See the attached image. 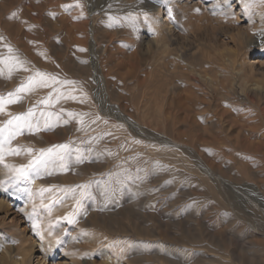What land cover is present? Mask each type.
<instances>
[{
  "label": "rangeland",
  "instance_id": "rangeland-1",
  "mask_svg": "<svg viewBox=\"0 0 264 264\" xmlns=\"http://www.w3.org/2000/svg\"><path fill=\"white\" fill-rule=\"evenodd\" d=\"M44 1L45 0H33V4L34 3L35 4L31 5L30 10H32L33 8H34L33 10H35L36 8L42 9V6H43L42 3ZM61 1H62L61 2L62 4L61 3L58 4L59 6H56V7L54 5L53 6L50 5L51 7L49 6L50 8H53L51 10V13L53 14H51L48 17L46 22H48L50 25L55 26V27H59V22L56 17V15H58L57 14L58 12L59 14H64V15L71 14L74 12L73 8L70 6V2H67L64 0H61ZM159 1L161 2V0ZM164 1L166 0H162V2ZM186 1H189V0H186ZM242 1L244 2L248 1V3L250 4L249 6L250 9L244 7L245 11L241 12L242 10H240L241 9L240 3H237L236 1L235 2L231 1L230 8H232L233 10L231 9L232 11L227 13V17H230L231 14L233 13L232 19L234 22H232V24L234 26H233V29L230 30V33H232V35H235V36L239 35L238 30L245 33L249 30L252 31V29H254V27H251L253 26L252 25L253 23L250 22V20L252 19V21L255 22L256 24L259 21V17L257 21L256 20L257 17H255L254 14L258 15L262 13L261 15L262 19H264V0H242ZM104 2L105 0H102V1L95 0V4L98 6L99 5L104 6ZM0 3H1V0H0ZM205 5H206V8H205ZM213 6L214 5L213 4L211 5L210 1L194 0L187 7L189 9L188 10L189 15L187 14L188 19L186 18L184 22H188V20L191 19V22L199 23V20L202 19L203 12H207L209 16L210 15L212 16L211 12H213L212 11ZM54 9H57V12ZM21 15H22V11L20 10L15 14V16L11 15L13 16L12 22L11 21L8 22L7 20V23L13 24V22L15 23L20 22V24L23 23L22 24L23 27L25 28L28 27L29 25L25 24V22L22 21ZM245 15L249 16V18L246 17ZM109 19L110 21L106 20L99 24L98 33H97V34H100L99 36L105 35V32L106 34H109L108 32L110 30L113 32L116 30L121 31V26L117 24L118 21L113 18H109ZM113 24L114 26H111ZM209 24H210L209 27L212 28L213 26H211V22H209ZM259 24H261V22H259ZM136 26L139 27V30L144 29L141 25L137 23H136ZM147 26L149 28V33L151 32L150 35L153 36L151 25L148 24ZM235 28H238V29H235ZM210 30H209L208 37H206L205 41L203 42V45L204 47L211 48L212 50L211 54L215 52V48L213 47V45L216 44L215 41L221 42L219 43V45H222V46L225 45L224 43H222L225 41V43L229 44V46L227 48H224V52L227 49L232 54H235L236 46L234 43L231 42V40H229V38L227 37L225 38L221 36V34L214 35L213 32ZM183 33H185V31ZM124 39L125 38H123L122 35L120 34L117 35L116 42L117 44L118 43L119 44L118 45L116 44V46L119 47V45L121 46L124 42H125L124 44L128 45V46H125L123 44L124 46L123 45L121 46L123 50L122 49L119 50L123 55L122 60L125 62H128L130 60L131 55L136 53V56H138L137 57L138 68L135 71L130 70L129 67H126V71L122 68L120 69L118 68L119 71L118 69L110 70L108 69V63H107L108 61L105 62L106 66L104 70L101 69L100 66L98 68L97 65L95 64L96 55L98 53L97 51L99 50V47L103 45L104 46L108 45V41L105 39L101 40V38L97 39V42H94L93 38L90 37L88 45L86 43L84 46L81 45L80 48L74 45V47L71 48L70 55H68V57L65 55L66 46L62 45L61 41H54V42L52 41L48 43L49 45L48 47L50 49L49 51L50 56L48 55L47 57L46 56L42 57L41 55L39 56L38 53L34 54V63L39 64V67L35 68L34 70L30 69L29 73L33 75V78L31 77L32 81L35 80V84L37 83L39 84V87H43L44 92H39V95L41 96L44 94L46 95L52 94L54 97L53 99H55L51 103L52 107L57 105L58 101L65 99L66 104H69L67 108L69 114H71V116L74 115L72 118H69V120L66 119L64 122L52 120L53 124L51 126H48L49 124L48 123L45 124V122L42 124L39 123L40 114L33 113L35 111V109L33 108L34 106H36L35 103L30 105L32 109L30 108L28 110L25 108L27 106L25 105L26 97L20 92H18L17 90H15L17 86L19 87L21 86L20 84L13 85V86H10L8 84V81L10 80L9 72L13 71V68L15 67L16 63H18L20 59L18 55L16 54V51L13 49L12 45H4L0 47V96H1L0 98H2L3 101L5 102L3 105V110H13V108L15 109L13 110L12 115L10 114L11 116L5 119L6 121V122L4 121L5 123L4 122L0 123V132L3 131L0 133V139H1L0 140V202L2 203L1 205L3 206V207H0V264H9L8 262H10V259L7 260V258L3 256L5 249L9 251L12 258H17L16 260L18 262L22 260V256L25 253L24 249H26L27 253L29 254V257L27 258V260H30L28 264H38L37 261L38 259L40 260L42 258V254L47 253L48 245H50L51 243L50 239L51 240L56 239V241H54L55 242L54 243L55 250L53 251L54 256L51 257L54 260L53 264H74V262H72V259L75 256L81 255L82 253V252L80 253V251L79 252L77 251L78 247H82V246L85 247V246L90 245V243H92L91 241H94L91 239L93 237H97L98 240L104 241L105 230L103 228H101L103 231H101V229L99 230L97 228H93V226L90 224V220H95L98 217L96 220L99 223H101L107 217L105 216L107 208L105 207V205L100 204L99 205L101 208L100 213L98 212L96 215L95 214L96 212L93 211L95 206L94 204H91L89 202L88 195L87 193H85L86 190H84V192L81 191L83 190L82 186L78 184L73 185V183L71 184L73 185V187L71 185H68L69 187L60 185V189L63 188L62 196H60L57 199V201L55 200L56 201L55 203L53 201H50V202L47 201L44 195L42 194L40 195V193L37 194L35 191L36 187L33 186V184L31 185L30 181L28 182V179L26 178L27 177L26 174L28 172L27 169L28 170L32 169L34 165H42L46 169L48 167H51V165H53L56 162L55 161L56 158L50 160L52 153L60 154L61 156H64V158L67 155L68 158L71 157L72 160L73 159L77 160L76 157L80 159V157L81 158L86 157L89 154H91L95 158L96 163L99 164L100 167H104V165L105 164L107 165L108 163L111 164L110 167H119L120 164H122L125 161L133 165V167L137 170V173L133 176L134 184L132 185V187H129V188L127 187L129 192L127 191L126 188H124V191L126 193H130L132 190L133 191L136 190V193L135 191L134 193L132 191L131 192L132 194L130 193V195H127V196L125 195V197L128 200L122 196L124 199L117 201L119 199L118 198L115 202V206L114 205L110 207L108 206L112 210L108 212L109 214L113 213V222L118 229L125 227V226L129 228L134 227V224H136L141 228V230H143V232L149 233L150 235H153L158 227H161V228L163 227L164 229V230L162 229L163 231L167 230L168 232L177 234L179 236L180 234L187 232L190 234V236L193 235L196 238H199L200 237L199 235L203 233V235L209 241L211 242L213 241L215 246L217 245V247L218 246L223 247L225 245L226 247H231L230 250L235 251L236 254L240 255V257L243 258V260L245 261V264H264V244H263L264 243V232H263L264 229H261V228H264L263 227L264 226V201L262 200L263 197H261L262 196L261 193L264 192V183H262V181L264 182L263 180L264 172L261 171V170H264V165L261 163L260 161L261 157L258 153L251 151V150L250 151L242 150L241 152V150L230 147L231 143L241 144L247 140L251 144L252 143L256 144L259 142V139H261V137L264 138V118L261 113L263 103H261L262 101L259 98V94L261 93L260 89L261 87H264V78L261 77L262 75H264V67L261 68V65H260L261 63H264V52H259L258 54H256V56H254L255 54L254 55L248 54L246 56L241 55V57L238 58L239 63L237 65L240 68H247L245 64L248 62L249 59L257 57V61L258 60L260 61V64L255 63L257 71H258L256 73L257 79L253 80V83H251L245 89L246 92L239 91L241 95H238V96H235V94L230 93V92L224 95L223 94L219 95L220 92L215 91L213 89L214 92L219 93L218 94L219 96L215 94L213 96L214 97L217 96V98H210V100L207 101V103H209L208 107L210 110L209 111L210 113L209 129H210L211 134L209 132V136L205 138L203 141H202V135L200 136L196 134H192L190 136H182L179 139L181 144L183 145L188 144L187 145L188 147L191 145L190 148L192 150L190 149L188 150V152H190V155L186 154L183 157L187 161L186 164L194 166L195 164L200 163L198 164V167H200L201 170L197 168L199 171L196 170L197 173L193 174L190 171H188L183 166V164L179 161L176 163H169L168 161L163 162L160 158H157L155 155L152 154V151L153 152L155 151L158 152V151L157 150L154 151L153 148L151 149L150 144L149 145L143 144V143L140 144L141 143L139 142L140 138L136 140H131V142H126V141H130L129 138L127 139L124 137V139L126 140L121 139L123 137L119 136L118 133L123 132V130L122 131L117 130L116 128L118 127L117 122L113 119V117L109 118L108 120V123L111 126V127L109 126V129L111 130L109 132H105L106 130L102 131V134H100L99 136H95L94 132L89 133V135L87 134L81 135L78 133V129H74L75 130L74 131L69 128L71 125H75L77 127L78 126L83 127V125L87 123V121H93L95 118L92 116L94 113L86 115L88 111L82 110L81 108L78 107V105H76V103L81 100L84 102V97H83L84 93L82 92V89L85 92V89H84L85 87L80 86L81 82H83V84L85 85L86 82L88 83V81H91V80L92 82H94V87L91 93V97H92V100H95L97 102L96 104L98 107L102 109H106V110L110 109L109 111L113 113V115L119 116L116 110L119 106H121L122 107L121 110H124L123 108H125L127 114L129 116L132 114L131 116H133L134 119L141 121V119L143 118L142 110L145 109V107L147 106L144 103V101H148V99L152 97L150 92L154 88H156V85L158 86L159 84L158 82H163L165 77L162 74V71L159 67V62H157L159 59L156 58L155 55L150 56L146 51L147 49L144 48L145 46L141 47L142 45L141 42H136L137 44L135 43L136 46H134V44L130 42L128 39L126 40ZM37 41H38L39 47L41 48L42 46L41 41L40 40H37ZM98 44L99 45L101 44V46H98ZM262 46H264V44L259 45L258 47H256V49H259ZM85 47H87L88 52H90L91 54L90 55L88 53L89 58H86L85 56L84 58L82 57L83 54H85L83 51ZM132 47L133 49L136 48L137 51L135 49H134L135 51H133ZM131 52H134V53L131 54ZM125 53L126 54L128 53V55H126ZM153 58L155 59L153 60ZM226 64L229 65L230 63L226 61ZM158 71L160 72L158 73ZM81 72H83V74H81ZM112 72H113V75H112ZM105 75H108V80H109L108 85L104 81ZM115 75L117 77H115ZM154 76L156 79L153 78ZM42 77H43V81H42ZM159 77H162V78H159ZM261 79L263 80L261 81ZM139 80L141 82L140 83L141 85L138 83ZM155 82L158 84H156ZM261 82H263V84H261ZM25 84L26 83H24L23 85ZM225 85L227 86V84ZM105 87H108V89H106ZM196 92H195L196 93L195 98L193 97V100L199 103L201 102L202 91L197 88ZM247 93L250 95H254L256 97L254 103H251L247 99V95H248ZM143 96H145L144 99L142 98ZM9 100H12L15 102L7 103V101ZM158 101H159L158 103L160 104L162 103V101L160 100ZM39 102L41 104L43 103V101H39ZM100 105H102V107ZM136 109H137V112H136ZM29 111L32 112V115L29 116L28 118H22L20 121H16L13 118L14 116L18 114H19L18 116L21 115V117L22 116L24 117L26 114L28 115ZM37 111H40V109ZM197 113H198V119H199V117L201 116V113L200 111H197ZM10 119L12 121L11 124L8 123ZM221 120L224 122L222 123ZM29 124L32 125L31 128L28 127ZM163 124L164 122L161 119V122H159V126L157 127L158 131L160 130V132H162L164 130ZM62 129L64 130V132ZM42 134L52 139L48 146L42 145L41 141L38 139L32 141L33 136L37 138V136L42 135ZM111 135H112V138H110ZM118 136L120 138H118ZM64 137L65 138L67 137V138L65 139ZM81 144H83V148L80 147ZM61 145H67V147L61 148L59 147ZM120 147L124 149L122 150ZM219 147L223 148L225 152H220V150L218 149ZM215 148H217L216 149L217 151H215ZM159 149L161 151H164L162 147ZM49 150L51 151L49 152ZM196 152L199 155H201V158H202L201 162L199 158H195L197 156ZM192 154H195V157H193ZM215 154H217L216 157H214ZM256 154L258 155L256 156ZM121 156H122V159L119 160ZM56 160L60 164L63 163V159L61 158L56 159ZM78 161L79 160H77L76 163ZM206 161L215 170L214 172L209 173V175H207V172L202 171L203 169L202 165H205L204 162ZM77 167H80V164L75 166V169ZM21 169L25 170L26 172L24 176H21L19 174L18 170H21ZM248 171H250L249 173L252 174L253 176H251L248 173ZM175 172L177 173V175ZM139 173L141 175H138ZM178 173L181 175H179ZM183 173H184V177H183ZM178 175L180 179L178 178ZM37 176L40 177V174H38ZM175 177L177 178V181L180 180V182H176ZM233 177L237 179H234ZM202 178H207L208 182L210 181L209 184L205 183ZM35 179L36 181H38L37 178ZM251 179L253 180V182H251L252 181ZM249 180H251L250 181L251 185H250ZM183 181H186V182L183 183ZM257 181L258 183H256ZM136 183H138L139 185L135 186ZM256 184L257 185L260 184V186H257ZM214 185L215 186L218 185V186L215 187ZM63 186L65 187V189ZM239 187L240 188L242 187V188L240 189ZM138 188L140 190L142 189L143 190L140 192ZM218 190H220V192H222L224 195H227V196L225 197L224 195L223 196L219 195L217 193ZM255 190H256V193L254 192ZM72 192H74L75 194H73ZM82 193H85V195ZM78 194H79V197H78ZM37 195L39 198H36ZM67 195H69V197L71 196L70 198H73V199L75 198V200L73 201L69 197H67L68 199H70L67 202L66 201L67 198H64V196L66 197ZM225 198L230 199V200L232 199L233 204L235 203L236 207H231V208L228 207L226 205ZM204 199L205 201H203ZM153 203L155 204V207ZM159 203L161 204L159 205ZM223 203L225 204L223 205ZM66 204L67 206L68 205L69 206L67 207ZM64 206H66L67 208L65 207L66 208L65 209ZM152 206L154 208H151ZM184 206L186 207L187 210L185 209ZM59 208L62 211L61 210L59 211ZM181 208L183 209L180 210ZM80 209L86 213V216H85L86 219H84V221L80 223L79 222L73 223V221H69V220H68L69 222L65 221V219L67 220L69 216H73L75 213L77 215L78 211L81 212ZM47 210L49 213H47ZM154 210L157 212L156 214H157L158 219L152 222L149 218V213L153 212ZM161 210H164L165 212L163 211L164 213H162ZM43 211L46 213H44ZM172 211H174V213H172ZM87 212H88V215H87ZM166 212L169 214H167ZM122 213H125L127 215L129 214L131 216V220L129 221L124 220L121 215ZM60 216L63 219L65 217V219L63 220ZM55 218H56V221H55ZM37 219L38 221L40 220L49 221L50 220L51 222L49 223V226H46V227H51L52 229L56 225L58 226L59 224L67 223L65 227L66 233L62 236H55L56 237L55 238L53 236L52 231L51 230L49 231V229L51 228H46V227L43 228V227H38L35 225V222ZM51 223H52V226H51ZM79 230H82V231H79ZM42 231H46L48 233L46 234L44 232L45 234H43ZM17 232H20L22 236L26 237L28 241L26 244L18 242L17 238L14 237V234H17ZM73 232H75V234ZM130 232L131 233L129 235L131 236L130 238L131 242L135 246L133 248L134 249L136 248L135 252L137 251H143L146 253L148 252L150 254L149 256H153L156 252H158L157 249L154 247L151 249H145V247L142 248L143 243H140L135 232H132V231ZM76 233L79 235H77ZM152 240L154 241L155 239H152ZM82 242L84 245L82 244ZM67 243H71V244H67ZM197 243L199 245H196L197 247L196 249H194V254L190 261V264H234L232 261L233 260L232 257H229V258L221 257V255H219L218 252H205L200 247L202 244L200 242H197ZM66 244L68 246H66ZM71 245H74L73 248L75 249L70 248ZM118 246H119V243L116 244L117 252H116V249L114 250L113 248L110 247V249L112 250H110L111 252L108 255L109 256L111 255V257L113 256L112 258L109 257L108 255H105V256L103 255V257L102 255L101 256L97 255L94 258L95 264H108L109 261H111L112 263L111 259L113 258L116 259L117 255L122 256V253L124 251ZM32 247L34 248V252H32V249L30 252H28L30 248ZM101 247H103V249H100ZM104 249H105L104 245L99 244V246L96 247L95 251L100 252ZM118 249L121 250L122 253H120ZM113 250L115 251L116 256L114 255ZM160 255H162V253H160ZM107 256L109 260L107 259ZM82 259L84 260V257H82ZM119 260L114 261L112 264H120L121 262ZM78 264H81V263L78 262ZM127 264H132V263L130 262Z\"/></svg>",
  "mask_w": 264,
  "mask_h": 264
},
{
  "label": "bare ground",
  "instance_id": "bare-ground-1",
  "mask_svg": "<svg viewBox=\"0 0 264 264\" xmlns=\"http://www.w3.org/2000/svg\"><path fill=\"white\" fill-rule=\"evenodd\" d=\"M64 1L70 2V6L73 8L74 12L71 14H67V15L59 14V12H58L57 13L58 15H56V17H57V20L59 22V27H55V26L50 25L48 22H46V20L48 19V17L51 14H53V13H51V10L53 8H50L51 7L50 5H52V6L54 5L55 7L59 6L58 4H60L62 2L61 0L60 1H58V0H45L42 3L43 4L42 9L36 8L35 10H33L34 8L32 10H30L31 5L35 4V3L33 4V0H1V3H0V47H2L4 45H12L13 49L16 51V54L18 55V57L20 59L18 61V63H16L15 67L13 68V71L9 72V74H10L9 79L10 80L9 81L7 80V81H8V84L10 86L18 85V84L21 85L20 87L17 86L15 90H17L18 92H20L21 94H23L26 97V104L25 105H27V106L25 108L29 110L31 108L30 105L35 103L36 106L33 107L35 109V111L33 113H36V114L39 113L40 114L39 123L42 124L45 122V124L46 123L49 124V125L47 124L48 126H51L53 124L52 120L64 122L66 119L69 120V118H72L74 116V115L71 116V114H69L68 109H67L69 104H66L65 99L58 101V104L55 105L54 107H52L51 103L53 100H55V99H53L54 97L52 94H48V95L44 94V95L40 96L39 92H44L43 87H39V84H37V83L35 84V80L32 81L33 75H31V73H29L30 69L34 70L35 68L39 67V64L34 63V54L35 53H38V55L39 56L41 55L42 57H44V56L47 57L48 55L50 56V53H49L50 49L48 47L49 46L48 43H50L52 41L53 42L54 41H61L62 45L66 46L65 55L68 57V55H70V50L72 47H74V45L76 47H79V48L81 45L84 46L86 43L88 45L90 37L93 38L94 42H97V39H100V38H101V40L105 39L108 41V45L101 46V44L100 45L98 44V46H101V47H99L98 51L96 50L98 52L96 55V61H95V64L97 65V67L99 68V66H100V68L104 70L105 66H106L105 62L108 61L107 62L108 63V69H110V70H113V69L117 70L118 68L119 69L122 68L126 71V67H129L130 70L135 71L138 68V59H137L138 56H136V53L131 52V54L132 53H134V54L131 55L130 60L128 62H125L122 60L123 55L119 50L122 49L121 46L125 42L123 41L124 42L123 44L120 42L122 44L121 46L119 45L120 49H119V47L116 46L117 35L120 34V35H122L123 38H125L124 40L128 39L130 42H132L134 44V46H136V44H137L136 42H141V44H142L141 47L145 46L144 48L147 49L146 51L150 56L155 55L156 58L159 59L157 62H159V67L162 71V74L165 77V78L163 77L164 78L163 82H158L159 84L155 82L156 84H158V86L156 85V88H154L150 92L152 97H150V99H148V101H144V103L147 106L145 107V109H143L144 111L142 110L143 118L141 119V121L134 119L133 116H131L132 114L129 116L127 114L125 108H123L124 110H121L122 109L121 106H119L116 110V112L119 116L113 115V113H111L109 111L110 110L109 108H108L109 110H106V109H102V108L98 107L96 104L97 102L95 100H92V97H91V93H92V90L94 87V82H92V80H91V81H88V83L86 82L87 84L85 83V85L83 84V82H81L80 86L85 87L84 88L85 92L82 89V92L84 93V96H83L84 102L81 100V101L77 102L76 105H78V107L81 108L82 110L88 111L86 113V115L94 113L92 116L95 118L93 121H87V123H85L83 125V127H80V126L77 127L75 125H71L69 128L72 130L78 129V133L81 135L82 134L89 135V133L94 132L95 136H99L100 134H102V131L106 130L105 132H109L111 130V129H109L110 125L108 123V120H109V118L113 117V119L117 122V126H118V127H116L117 130L118 131L123 130V132L118 133L119 136L123 137L121 139L126 140V139H124V137L127 139L129 138L130 141H126V142H131V140H136V139L140 138L139 139L140 140L139 142H141L140 144H142V143L147 144V145L150 144L151 149L153 148L154 151L155 150L158 151V152L152 151V154L155 155L157 158H160L163 162L168 161L169 163H176L179 161L183 164V166L188 171H190L193 174L197 173V171H199L198 169L201 170V168L198 167V164H200V163H197L194 166L186 164L187 161L183 157L186 154L190 155V152H188V150L189 149L192 150L190 148L191 145L189 147L187 146L188 144L183 145L180 143L179 139L182 136H190L192 134H196V135H200V136L202 135V141H203L205 138H207L209 136V132H210V129H209L210 113H209V111L210 110L208 107L209 103H207V101H209L210 98H217V96L214 97L213 95L219 94V93L214 92L213 89L215 91H219L220 92L219 95H222V94L224 95V94L230 92V93L235 94V96H238V95H241L239 91L246 92L245 89L251 83H253V80L257 79L256 73L258 71H257L255 63L260 64V61L259 60L257 61V57L248 60V62L245 64L247 66V68H240L237 64L239 63L238 58L241 57V55L246 56L248 54H251V55L255 54L254 56H256V54H258L259 52H264V46L260 47L259 49H256V47H258L259 45L264 44V23H262V22H264V19H262V16H261L262 13H260L258 15L254 14V16L257 17V19H256L257 21H258V17H259V21L257 24L255 22H253L252 19L251 20L249 19L250 22L253 23L252 24L253 26H251V27H254V29H252V31L249 30V31L244 33V32H241L238 30L239 35L235 36V35H232V33H230V30H232L233 26H234L232 24V22H234L232 19L233 13L231 14L230 17H227V13H229L233 10L232 8H230V6H231L230 2L236 1L237 3H240V5H241L240 10H242L241 12H244L245 11L244 7L249 8V6H250L248 1L244 2L242 0H206V1H210L211 5L213 4L215 7L213 6V10H212L213 12H211L212 16L211 15L209 16L207 14V12H203L202 19L199 20V23L191 22V19L188 20V22H184V20L186 18L188 19V15H189V13H188L189 9L187 7L194 0H189V1H186V0H166L167 3H166V1L162 2V0H161V2L159 0H105L104 6L96 5L95 0H64ZM81 1H83V2H81ZM84 1L87 3V5ZM99 1H102V0H99ZM245 4H247V5H245ZM205 8H206V5H205ZM20 10L22 11V15H21L22 21H24L25 24L29 25L26 28L23 27L22 26L23 23L20 24V22H17V23L13 22V24L7 23V20H8V22L9 21L12 22L13 16H15V14ZM54 10L57 12V9H54ZM11 15H13V16H11ZM247 15H245V16L249 18V16H247ZM109 18H113V19H116L118 21L117 24H119L121 26V31L116 30L113 32L109 29L110 30L108 32L109 34H106V32H105V35L99 36L100 34H97L99 24L101 22L106 21V20L110 21ZM209 22H211V26H213L212 28L209 27V25H210ZM259 22H261V24H259ZM136 23L141 25L144 29L139 30V27L136 26ZM148 24L151 25V27H152L151 30L153 31V33H152L153 36L150 35L151 32L149 33V28L147 26ZM111 26H114V24ZM115 28H116V26H115ZM210 28H211V30H210ZM235 29H238V28H235ZM209 30L212 31L214 35L221 34V36H223L225 38L226 37L229 38V40H231V42L234 43L236 46L235 47L236 48L235 54H232L227 49L225 51L226 53L224 52V48H227L229 46V44H226L225 41L222 42L225 44L224 46L219 45V43H221V42L215 41L216 46L213 45V47L215 48V52L213 54H211L212 53L211 48L204 47V45H203L205 38L208 37V35H209ZM184 31H185V33H183ZM183 34H185V35H183ZM120 39H121V37H120ZM37 40L41 41V44H42L41 48L39 47ZM101 42H103V41H101ZM130 42H129V44H130ZM124 45L128 46L126 44H124ZM129 47H131V46H129ZM132 49H133V47H132ZM134 49L136 50V48H134ZM134 49H133V51H135ZM83 51L85 54H83L82 57L84 58V56H85L86 58H89L88 53L90 54V52H88L87 47H85V49ZM140 53H138V54H140ZM126 55H128V53ZM141 57H140V59H141ZM147 59H149V58H147ZM154 59L155 58H153V60ZM226 61H228L230 64L227 65ZM261 62H262V60H261ZM263 64L264 63L260 64L261 68L264 67ZM148 65H149V63H148ZM238 68H240V69H238ZM119 69H118V71H119ZM156 69H158V68H156ZM146 72H148V71H146ZM151 72H152V70H151ZM159 72L160 71H158V73ZM101 73H102V71H101ZM81 74H83V72H81ZM109 75H111V74H109ZM112 75H113V72H112ZM116 75H115V77H117ZM81 77H82V75H81ZM261 77L264 78V75H262ZM112 78H113V76H112ZM153 78H155V76ZM159 78H162V77H159ZM221 78H222V80H221ZM86 79H88V78H86ZM262 80L263 79H261V81ZM30 81H31V83H30ZM104 81L107 85L109 84L108 75H105ZM24 83H26V84L23 85ZM130 83H131V81H130ZM138 83L139 84L141 83L140 80ZM225 84H227V86ZM261 84H263V82H261ZM152 85H153V83H152ZM105 88L108 89V87H105ZM197 88L202 91L201 102H199V103H197L196 101L193 100V97L195 98V95L197 93L196 92ZM210 88H211V90H210ZM260 91H261V93L259 94V98L262 101L261 103H263V105H262L263 107H262V109L261 108L260 109H261L262 116L264 118V87H261ZM249 95L250 94L247 95V99L251 103H254L256 97L254 95H250V96ZM144 97L145 96H143L142 98L144 99ZM158 100L162 101V103L161 104L158 103L159 102ZM39 101H43V103L41 104ZM45 101H46V103H45ZM92 101H94V102H92ZM74 102H76V101H74ZM140 104H141V102H140ZM76 105H74V106H76ZM100 106L102 107V105H100ZM39 109H40V111H37ZM13 110H15V109L13 108ZM13 110L0 111V123L4 122L5 119H7L9 116H11L13 113ZM70 110H71V108H70ZM197 111H200V113H201V116L199 117V119H198ZM136 112H137V109H136ZM130 113H131V111H130ZM18 115H16V116H18ZM31 115H32V112H31ZM31 115H29V113H28V115L26 114L24 117L22 116V118H28ZM16 116H14L13 118H15ZM80 116H81V114H80ZM161 119L164 122V124H163L164 130L162 132H160V130L159 131L157 130V127L159 126V122H161ZM218 119H220V118H218ZM34 121H35V119H34ZM223 122L224 121H222V123ZM145 123H147V124H145ZM56 124H58V123H56ZM213 126H214V124H213ZM1 132H3V131H1ZM63 132H64V130H63ZM105 132H103V133H105ZM74 134H75V132H74ZM210 134H211V132H210ZM119 136H118V138H120ZM110 138H112V135ZM116 138H114V139H116ZM259 138H260V136H259ZM37 139L40 140L42 145H45V146H48L50 141L52 140L50 137L45 136L43 134L37 136V138L33 136L32 141L37 140ZM121 146H123V145H121ZM140 146H142V145H140ZM80 147L83 148V144H81ZM135 147H136V145H135ZM161 147H162V149H164V151H161L159 149ZM230 147H232L234 149L241 150V152H242V150H245V151L251 150V151L258 153L261 157L260 161L264 165V138L261 137V139H259V142L256 144H254V143L251 144L247 140L241 144L231 143ZM216 149L217 148H215V151H217ZM218 149L220 150V152H225V150L221 147H219ZM81 151H82V149H81ZM86 151H88V150H86ZM82 153H84V152H82ZM196 154H197L196 157H195V154H192V156L195 158H199V160L201 162L202 161L201 155H199L197 152H196ZM258 154H256V156ZM252 155H253V153H252ZM216 156H217V154H215L214 157H216ZM55 158L56 159H60V158L63 159V163L60 164L59 162H57V160ZM245 158H247V157H245ZM52 159H55L56 162L53 165H51V167H48L47 169L44 168L42 165H34V167L32 169H30V170L27 169L28 172L26 174L27 175L26 178L28 179V182L30 181L31 185L33 184V186L36 187V189L35 188L34 189H35L37 194L40 193V195L41 194L44 195V197L47 201H49V202L53 201L56 203L57 199L60 196H62V192H63V188L60 189V185H64L66 187H69L68 185H71L73 183V185L78 184V185L82 186L83 190H81V191L84 192V190H86L85 193H87V195H88L89 202L91 204H94V206H95L93 211L96 212L95 213L96 215L98 212L100 213V209H101L99 206L100 204L105 205V207L107 208L106 209L107 211L105 214V216H107V217L101 223H99L96 220L98 217L95 220H90V224L93 226V228H97L99 230L101 228H103L105 230L104 241H100L97 239V237H93L94 239L93 238H91V239L94 241H91L92 243H90V245L85 246V247L84 246L78 247L77 248L78 250L77 249L76 250L78 252L80 251V253L81 252L82 253H81V255L75 256L72 259V262H74V264H78V262L81 264H95L94 258L97 255H100V256L102 255V257H103V255L104 256L108 255L111 252L110 250H112V249H110V247L115 250L117 243H119L118 247L123 249L124 252L122 253L121 250L118 249L120 251V253H122V256L117 255L116 259L115 258L111 259L112 263L114 261H116V260L118 261L120 259L119 260L121 262L120 264H127L130 262L132 264H190V261L193 257V254H194V249H196V247H197L196 245H199L197 242H200L202 244L200 247L205 252H218L219 255H221V257H228V258L232 257L233 258L232 261L234 264H245V261L243 260V258L240 257V255L236 254L235 251L230 250L231 247H226L225 245L223 247H221V246L217 247V245L215 246L213 241L212 242L209 241L203 235V233H201V235H199L200 236L199 238H196L193 235L190 236V234L187 232L180 234V236H179L177 234L170 233L167 230L163 231L164 230L163 227L162 228L158 227L157 230L155 231V233L153 235H150L149 233L143 232V230H141V228L136 224H134V227L129 228V227L125 226V227L118 229L113 222V213L109 214L108 211H112L109 207L112 205L115 206V202L118 198L119 199L117 201H120L121 199H124L123 197H125V195L126 196L130 195V193L133 191L132 190L130 193H126L124 191V188H126L128 191V188L132 187V185L134 184L133 176L137 173V170L133 167V165L131 163L125 161L122 164H120L119 167H110L111 164L108 163L107 165L105 164L106 166L104 165V167H100L99 164L96 163L95 158L91 154H89L86 157H82V158L80 157V159H78V157H76V159L79 160L77 163H76L77 160H74V159L72 160L71 157L68 158L67 155L64 158V156H61L60 154H55V153H52L50 160H52ZM121 159H122V156L119 160H121ZM141 160H143V159H141ZM111 163H113V162H111ZM204 163H205V165H202L203 166L202 171L207 172V175H209V173H212L215 171L214 168H212V166L207 161ZM78 164H80V167H77L75 169V166H77ZM234 165H235V163H234ZM116 166H117V164H116ZM151 169H153V168H151ZM245 169H247V168H245ZM141 171H139V172H141ZM261 171L264 172V170H261ZM249 172L250 171H248V173ZM38 174H40V177L37 176ZM260 174H261V172H260ZM138 175H141V174L139 173ZM176 175H177V173H176ZM179 175H181V174H179ZM179 175H178V178H179ZM250 175L253 176L252 174H250ZM202 176H203V174H202ZM261 176H263V175H261ZM183 177H184V173H183ZM35 178H37L38 181H36ZM202 179L205 183L209 184L210 181L208 182L207 178H202ZM225 179H226V177H225ZM234 179H237V178H234ZM251 180H249V182ZM32 182H34V183H32ZM176 182H180V180L177 181V178H176ZM184 182H186V181H183V183ZM251 182H253V180ZM251 182H250V185H251ZM256 183H258V181ZM262 183H264V182L262 181ZM244 184H245V182H244ZM73 185H71V186L73 187ZM137 185H139V184L136 183L135 186H137ZM218 185H216V186H218ZM253 186H255V185H253ZM257 186H260V184H258ZM38 188H40V189H38ZM64 189H65V187H64ZM142 190H140V192ZM134 191L136 193V190H134ZM134 191H133V193H134ZM254 192L256 193V190ZM72 193L75 194L74 192H72ZM85 193H82V194L85 195ZM206 193H204V194H206ZM217 193L219 195H222V196L224 195L222 192H220V190H218ZM103 195H105V196H103ZM261 195H262L261 197H263L262 200L264 201V192L261 193ZM224 196L226 197L227 195H224ZM67 197H69V195H67L66 197L64 196V198H67ZM78 197H79V194H78ZM36 198H39L38 195ZM70 199L73 201L75 200V198L74 199L70 198ZM70 199L67 198L66 201L68 202V200H70ZM203 201H205V199ZM225 202H226V205L230 208L236 207L235 203L233 204L232 199L230 200V199L225 198ZM125 203H127V202H125ZM253 203H255V202H253ZM1 204L2 203L0 202V207H3ZM160 204L161 203H159V205ZM224 204L225 203H223V205ZM250 204H251V202H250ZM257 204H258V202H257ZM66 206H67V204H66ZM66 206H64V208ZM154 207H155V204H154ZM154 207L152 206L151 208H154ZM5 208H6V206H5ZM60 208H59V211L61 210ZM78 208H80V207H78ZM222 208H223V206H222ZM182 209L183 208H181L180 210H182ZM185 209H186V207H185ZM155 210L153 212L149 213V218L152 222H154L158 219L157 214H156L157 212ZM163 211L164 210H161L162 213L165 212V211L164 212ZM178 212H179V210H178ZM44 213H46V212H44ZM47 213H49L48 210H47ZM125 213L121 214L123 219L126 221L131 220V216L129 214L127 215ZM172 213H174V211H172ZM52 214H53V212H52ZM167 214H169V213H167ZM87 215H88V212H87ZM89 215H90V213H89ZM85 216H86V213L81 210V212L78 211L77 215L75 213L73 216H69V218L67 220L65 219V217H64V219L66 222L73 221V223H78V222L80 223V222L84 221V219H86ZM44 217H43V219H44ZM58 217H59V215H58ZM147 217H148V215H147ZM172 218H174V217H172ZM55 221H56V218H55ZM50 222H51L50 220L49 221L48 220L38 221V219H37L35 222V225L38 227L44 228L46 226H49ZM52 223H51V226H52ZM158 223H160V222H158ZM56 224H58V223H56ZM66 225H67V223H64V224H59L58 226L56 225L57 227L55 226V227H53V229L51 227H46V228H51V229H49V231L50 230L52 231L54 237L55 236H62L66 233V228H65ZM81 226H82V224H81ZM261 229H264V228H261ZM251 230H253V229H251ZM79 231H82V230H79ZM101 231H103V230L101 229ZM130 231L135 232L140 243H143L142 248L145 247V249H151L154 247L157 249L158 252H156L153 256H149L150 254L148 252L147 253L143 252V251L135 252L136 248L135 249L133 248L135 246L131 242V239H130L131 236L129 235L131 233ZM42 232H43V234L48 233L46 231H42ZM261 232H262V230H261ZM73 233L75 234V232H73ZM180 233H181V231H180ZM77 235H79V234H77ZM14 237L17 238L18 242H20V243L26 244L28 242L26 237L22 236V234L20 232H17V234H14ZM152 239H155V240L153 241ZM50 241H51V243L49 242L50 245H48L47 253L42 254V258L40 260L38 259V261H37L38 264H50V262H51V264H53L54 260L51 257L54 256V253H53V251L55 250L54 249L55 248V246H54L55 242L54 241H56V239L55 240L50 239ZM71 243H73V242H71ZM71 243H67V244H71ZM67 244H66V246H68ZM82 244H83V242H82ZM99 244H103L105 249L100 251V252H97L95 250H96V247L99 246ZM236 244H234V245H236ZM73 246L74 245H71L70 248H73ZM107 247H109V248H107ZM31 249H32V252H34L33 247L30 248V250L28 252H30ZM73 249H75V248H73ZM100 249H103V247H101ZM114 250H113V252L115 255L116 253ZM24 252L25 253L22 256V260H20L19 262L16 260L17 258H12L9 251L6 249L4 250L3 256L6 257L7 260L10 259V262H8L9 264H28V262H30V260H27V258L29 257V254L27 253L26 249H24ZM116 252H117V249H116ZM160 253H162L163 256L160 255ZM22 254H23V252H22ZM62 255H64V254H62ZM108 256H107V259L109 260ZM18 257H19V255H18ZM82 257H84V260L82 259ZM109 257H111V255ZM102 260H103V258H102ZM110 263H111V261L108 262V264H110Z\"/></svg>",
  "mask_w": 264,
  "mask_h": 264
},
{
  "label": "snow or ice",
  "instance_id": "snow-or-ice-1",
  "mask_svg": "<svg viewBox=\"0 0 264 264\" xmlns=\"http://www.w3.org/2000/svg\"><path fill=\"white\" fill-rule=\"evenodd\" d=\"M38 75H40V74H38ZM42 81H43V77H42ZM30 83H31V81H30ZM22 90H23V89H22ZM14 102H15V101H12V100L7 101V103H14ZM4 103H5V102L3 101V99L0 98V111H3V105H4ZM45 103H46V101H45ZM29 115H31V111H29ZM14 119H15L16 121H20V120L22 119V117H21V116H16ZM8 123L11 124L12 121L9 120ZM28 127L31 128L32 125L29 124ZM59 147H61V148H66L67 145H61V146H59ZM50 151H51V150H49V152H50ZM18 171H19V174H20L21 176H24V175L26 174L25 170H23V169L18 170Z\"/></svg>",
  "mask_w": 264,
  "mask_h": 264
}]
</instances>
